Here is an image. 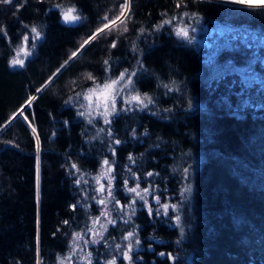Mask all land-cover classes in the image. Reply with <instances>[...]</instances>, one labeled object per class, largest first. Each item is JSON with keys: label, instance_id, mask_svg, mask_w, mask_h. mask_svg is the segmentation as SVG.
Segmentation results:
<instances>
[{"label": "trees", "instance_id": "obj_1", "mask_svg": "<svg viewBox=\"0 0 264 264\" xmlns=\"http://www.w3.org/2000/svg\"><path fill=\"white\" fill-rule=\"evenodd\" d=\"M121 2L0 4V125L6 124L0 128V264H60L68 256L66 264H80L87 253L92 264H104L97 255L116 250L128 228L125 223L109 226L99 243L86 246L72 234L83 231L84 240L91 241L87 229L100 210L91 199L94 178L108 155L118 169L117 185L124 178L119 171L130 168L143 187L164 200L178 193L186 165L194 166L184 238L177 239L176 227L148 216L143 208L138 211L141 235L147 241L151 235L176 258L170 263L167 256L158 264H264V96L251 95L242 105L249 92L238 75L246 66L264 72V11L228 0H132L127 32L121 26L122 35L113 32L91 41L61 68L101 17L107 13L111 18ZM57 4L74 5L86 19L62 23ZM173 17L172 24L157 30ZM33 26L41 38L31 48L30 35L31 55L23 67L11 66L12 55ZM176 27H186L189 37L177 36ZM125 69L136 72L137 88L152 103L110 116L105 125L112 135H101L100 123L78 115L82 104L75 96L106 73ZM32 97L24 116L33 123L19 114L8 122ZM71 163L80 169L76 175Z\"/></svg>", "mask_w": 264, "mask_h": 264}, {"label": "snow or ice", "instance_id": "obj_2", "mask_svg": "<svg viewBox=\"0 0 264 264\" xmlns=\"http://www.w3.org/2000/svg\"><path fill=\"white\" fill-rule=\"evenodd\" d=\"M232 2L239 4V5H242V6H247L249 8H260L262 11H264V0H260L259 3H257L256 0H232ZM12 3H13V0H0V4H12ZM180 6L181 5L178 3L177 7H180ZM56 7L62 9L61 19L66 24H78V23H80L86 19V17H84L74 5H69V6L63 7L60 4H57ZM131 9H132V0H122V2L119 4L117 11L111 16V18H109V14H107V13L103 17H101L100 25L95 29V31H93L88 36L87 39L84 40V43L81 44L76 51L72 52V54L69 56L68 60H66L64 62V64L61 65V68L65 67V65H67V63L70 60L75 58L78 55V53L80 52V50L83 49L85 47V45L89 44L91 41L106 37L107 35H111L113 32H120L121 26H123V32H127L128 31L127 21L131 18ZM176 19H177V17H173L172 19L164 20L162 22V24L156 26L157 30L160 27H163L164 24H172L173 20H176ZM3 31H4V29L2 27H0V32H3ZM141 31L143 32V30H141ZM175 31H176V35L179 37H182L185 39H187L189 37V32H188L186 27H176ZM30 32L32 34L31 48H35V41L39 40L41 38L42 34L34 26L30 29ZM123 32H120V34L122 35ZM28 42H29V35L26 33L22 37L21 44L16 49V53H17L16 56L13 57V59L10 62L11 66H13V67H15V66L23 67L24 66V59L22 57H27V56L31 55V51L28 48ZM116 44H117V41L114 39L111 41L110 47L114 48V47H116ZM133 50L134 51L136 50L135 45H133ZM104 64L107 66L105 68V71H109L110 70L109 61L105 60ZM57 71L59 72L60 69H58ZM135 75H136L135 71L129 73L128 70L125 69L124 71L120 72V74L117 77L106 80L102 85L101 84H95V88H89L83 93H77V98H79L80 95H83L84 99L89 101V104L87 106L81 105V107H85L86 110L79 112L78 115L88 116V117L92 116V114H93V112H92L93 102L91 101L90 96H91V94L94 93L95 89L110 90V94L106 95L104 98V112L101 114H104L106 117L116 115L119 111L116 108V97H117V95H119V93L121 91H124L125 89L129 88L133 84L132 78ZM88 79H94V78L92 77L91 74H88ZM165 87H167V85H165ZM37 91H41V89H37ZM33 99H35V97H32L28 101H26V104L28 106H31ZM145 101H147V103H152V99H151V97H149L147 95V93L140 94L139 92H136L135 95L130 94L129 99L125 100V103L135 102L138 105L147 107V104L145 103ZM95 108L96 109L100 108L99 102H96ZM109 108H111V111H109ZM19 115L23 116L25 121H28V117L24 116L23 107L19 110ZM14 118H15V114L13 116V119ZM28 122L30 125L33 123L32 121H28ZM89 123H92L91 119H89ZM105 123L110 124L111 120L106 118ZM5 126L6 125H0V128H3ZM32 131L36 132V128L32 127ZM101 131H103V129H101ZM52 135H55V132H53ZM108 135L109 136L112 135L111 129L108 130ZM35 140H36V150H37V153H39V151H40V140H39L38 135L35 137ZM114 143L120 144L121 141L115 140ZM112 151H113V155H115V149H112ZM128 159L130 161H133V163L135 162L131 155H129ZM102 166H108L107 172H104L103 168H102L101 174L94 178L96 181V185H97V187L94 189V191L97 193V195H93L91 197V199L96 200V202L98 204L104 206V210L101 211L100 215L107 219V223L114 224L115 220L111 218L110 212L107 210V204H108L109 200H111V201H114L115 204L120 205V201L116 200V198L113 194V189H112V184H113V180L115 179V176L111 175L113 169L111 168V162L108 159H105L102 161ZM70 168L73 170V172H72L73 175H76L77 173L80 172V169L76 163H71ZM128 170H129V172H131L130 168ZM183 171H184L185 177H187L188 169L185 168ZM152 175H153L152 172L147 173V176H149V177H151ZM101 177H103L106 180L107 187H105V184L101 183ZM74 183L77 185H80L81 180L76 179V180H74ZM84 183L86 184L87 181H85ZM124 184H125V187L127 188V185H128L127 179H125ZM37 189H39V157H37ZM138 189H139V184H137L136 187L127 188V191L129 193H135L136 196L139 197L140 200L144 201L145 205H148V201H147V199H145V196L152 195L150 188H144L140 191H138ZM184 192H190V188L186 187L184 189ZM105 193H106V195H105ZM85 198L87 199V196ZM152 198L156 201V204L159 205V208H157L156 213H155L157 216L161 215V209L163 210V214L165 216H167L169 214V208L170 207H171L173 212H178V206L177 205H174V204L169 205L168 203H161V199L158 195H153ZM135 203H136V200L133 199L127 206L121 205V211H123L124 207H128L131 209V214L134 215L135 214V207H134ZM70 207H72L73 210H75L76 205H71ZM148 210H149V215H151L152 214V208L150 205L148 206ZM99 221H100V217L93 218V221H92L93 227L88 228L87 231L92 233L93 237L99 236L102 239L103 238V232L102 231L101 232L94 231V226L96 224H98ZM175 221L177 224L180 223L181 217L179 214H177L175 216ZM127 222L128 221L126 220L125 223H127ZM63 223L67 224L68 221H64ZM101 228L104 231L107 230L104 227V225H101ZM181 234H183V227H181ZM72 236H73L74 241L78 242V241L83 240L85 246L89 242H91V243H99L100 242L99 239H95V238L92 239L91 241L84 240L83 231L74 232L72 234ZM134 236H135V232L129 231L127 233V235L123 237V239L129 241V243L126 246V250H122L121 254L123 255L124 259L129 262V264H134V258H133V255H131V253L134 251V247H133V243H132V239ZM135 244L136 245L140 244L139 239L135 240ZM116 247L120 248V245H117ZM81 251H83V248H81ZM160 255L164 256L165 253H160ZM84 259L87 261V264H92V254L91 253H87L84 256ZM170 259L175 260L176 258L170 256ZM70 260H71V256L64 257L63 259H61L60 264H66V262L70 261ZM37 264H42V262L40 260H37ZM106 264H116L115 257L106 261Z\"/></svg>", "mask_w": 264, "mask_h": 264}, {"label": "rangeland", "instance_id": "obj_3", "mask_svg": "<svg viewBox=\"0 0 264 264\" xmlns=\"http://www.w3.org/2000/svg\"><path fill=\"white\" fill-rule=\"evenodd\" d=\"M228 1H232V0H228ZM256 2L259 3L260 0H256ZM27 34L29 35V37H30V35H32L31 32L30 33L28 32ZM245 34H249V32H246ZM251 35H254V33L251 32ZM250 38L253 39L252 36H250ZM29 41H30V39H29ZM29 43L30 42H28V48H29ZM20 44H21V41H20L19 45ZM16 54L17 53L15 52L12 55L11 60L13 59V57L16 56ZM22 58L25 59L26 57H22ZM263 61H264V56H263ZM239 71H240V73L238 74L239 79H240L241 83L244 85V90H246V92L247 91L249 92V96L244 97V99L242 101V105L246 102L251 101V99H249V97L251 95L258 96V97L264 96V72H260V71L255 70V68L253 66L243 67ZM128 72L131 73L132 71L128 70ZM119 74L120 73H118V74L106 73V75H105L106 77H104L103 79L97 80L94 83H92V85H90L89 87L84 88L82 90V93L85 92L89 88H95V84H101L102 85L106 80L115 78ZM132 79H133V84L129 88L125 89L124 91H121L119 93V95H117V97H116V108L119 111L120 110H128L125 108H130V107L133 108V106L138 105L135 102L125 103V100L129 99L130 94L135 95L136 92H139L140 94L145 93V92L140 91L137 88V86L135 84L134 77ZM108 94H110V90L95 89L94 93L91 94V96H90V99L93 102V109H92L93 114L91 117L84 116L86 119L88 117V121H89V119H91L92 121L95 120L96 122L100 123L99 124L100 131H101V129H103V131H101V135H103L105 132H107V134H106L107 136H109V135H108L107 127L105 125V119L106 118L109 119L110 116L106 117L104 114H101V113L104 112V98ZM75 98H77V97L75 96ZM247 99H248V101H247ZM79 100H80L82 105L87 106L89 104V101L85 100L83 95L79 96ZM96 102L100 103L99 109L95 108ZM145 103L147 104V101H145ZM85 110H86V108L82 107L81 111H85ZM109 111H111V108H109ZM17 114H19V113H17ZM12 118H10L8 120V122ZM109 152H110V154H112L111 150ZM105 159H108L111 162V168L113 169L111 175L115 176V179L113 180V184H112L113 194H114L116 200L120 201V205H117V204H115L114 201L109 200V202L107 204V210L110 212L111 218L115 220L114 224H109V223H107V219L100 215L101 211L104 210V206L100 205L96 202L97 205L99 206L100 210L98 213L92 215L90 227H93V223H92L93 218L100 217L99 223L94 226V231H96V232L102 231L103 237H104L106 231H104L101 228V225H104V227L106 229H108L109 226H111V225H117L120 223H125V221L127 220L128 222L125 224L127 225L128 228L124 229V233L122 234L121 239L118 242H116V244H115L116 250L114 252L111 251V253L106 254V256H103L100 254L97 255V258L99 260H102L103 263L106 264V261L115 257L116 264H129V262L126 261L124 259L123 255L121 254L122 250H126V246L129 243V241L124 240L123 237L126 236L129 231H134L135 236L132 239L134 251L131 253V255H133L134 263H135L136 257H140V249L146 247L145 243L147 242L146 241L147 235H144V236L141 235L140 228L143 225V222L138 217V211L143 208V209H145L146 214H148V216H150L149 210H148L149 205L152 208V214H151L152 216L154 215V217H158V219L160 221H164V222H166V224L169 223L168 224L169 226H174L177 228V232H178L177 239H181V238L185 237L186 232L190 226L189 216H190V212H191V208H192L193 189H194L193 176H192V174H193L192 171L194 170V166L192 164L186 165V167H185L188 169L187 177H185V174L183 171L185 168L182 170V173L180 172L181 173V177H180L181 181H180V185L178 188V193L175 195V197L173 199L164 200L158 194H156V192H152V190L150 189V191L152 192V195L145 196V199H147V201H148V205H145L144 201L140 200L139 197H137L135 193H129L127 191V188L136 187V185L139 184L138 191H140L144 188H149V187H143L142 184L136 180L137 176L134 177L133 173L129 172V170H127V171L125 170V173L122 172L121 170L119 171L120 173L123 174L124 178H123V182H121V184L117 185L116 184V177L118 174L117 173L118 169H116L115 160L113 157H110V155L105 157L103 160H105ZM107 167L108 166H102V163H101L100 167L98 168L97 172L95 173V177H97L98 175L101 174L102 168H103L104 172H107ZM125 179L128 180L127 188L125 187V184H124ZM121 181H122V179H121ZM101 183L105 184V187H107V182L103 177H101ZM94 187L95 188L97 187L95 180H94ZM186 187L190 188V192H184V189ZM95 195H97L96 192H95ZM105 195H106V193H105ZM153 195H158L161 199V203H168L169 205H173V204L177 205L178 206V212H173L171 207H170L169 208V214L167 216H165L163 214L162 209H161V215L157 216L155 213H156L157 208H159V205H157L156 201L152 198ZM133 199L136 200V203L134 205L135 214L132 215L131 209L128 207H124L123 211H121V205L127 206ZM177 214H179L181 217V221L179 224H177L175 221V216ZM181 227H183V234H181ZM149 236L151 237V235H149ZM94 238L101 240V238L99 236L93 237L92 233H90V240H92ZM136 239H139V241H140L139 245L135 244ZM117 245H120V248H117L116 247ZM171 254H172V252H171ZM85 255L86 254H83L82 261L80 262V264H87V261L84 259ZM172 256H173V254H172Z\"/></svg>", "mask_w": 264, "mask_h": 264}, {"label": "flooded vegetation", "instance_id": "obj_4", "mask_svg": "<svg viewBox=\"0 0 264 264\" xmlns=\"http://www.w3.org/2000/svg\"><path fill=\"white\" fill-rule=\"evenodd\" d=\"M145 246L146 247L140 249V257H136L134 264H158L161 262H166L167 256L169 257L170 263L174 261L173 259H170L171 250L165 247H159V245L156 244V240L154 239L151 240V237L149 241L145 243ZM150 253L153 254L151 259L149 256H147ZM160 253H165V255L161 256Z\"/></svg>", "mask_w": 264, "mask_h": 264}, {"label": "water", "instance_id": "obj_5", "mask_svg": "<svg viewBox=\"0 0 264 264\" xmlns=\"http://www.w3.org/2000/svg\"><path fill=\"white\" fill-rule=\"evenodd\" d=\"M61 22L64 23L62 19H61ZM64 24H66V23H64ZM68 25H75V24H68ZM26 105H27V104H26V102H25V103H24V104H23V105H22V106H21V107L15 112V115H16L17 113H19V110H20L22 107L24 108ZM13 116H14V115H13ZM13 116H12V117H13ZM12 117H11V118H12ZM171 257H173L172 254H171Z\"/></svg>", "mask_w": 264, "mask_h": 264}]
</instances>
